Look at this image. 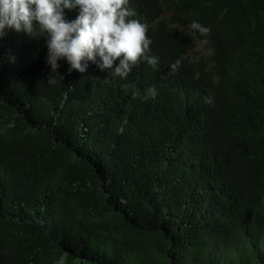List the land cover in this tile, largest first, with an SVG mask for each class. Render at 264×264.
Listing matches in <instances>:
<instances>
[{"label": "clouds", "instance_id": "clouds-1", "mask_svg": "<svg viewBox=\"0 0 264 264\" xmlns=\"http://www.w3.org/2000/svg\"><path fill=\"white\" fill-rule=\"evenodd\" d=\"M6 30L46 36L51 74L58 77L64 60L71 74L104 83L114 109L155 133L149 164L180 167L167 180V197L199 212L225 211L224 227L248 209L245 227H264V161L252 154L264 124V8L215 0H0V37ZM48 82L55 83L52 75ZM7 96L0 89V179L12 188L24 175L6 160L30 131L11 132ZM0 198L21 210L28 192L0 191Z\"/></svg>", "mask_w": 264, "mask_h": 264}, {"label": "trees", "instance_id": "trees-1", "mask_svg": "<svg viewBox=\"0 0 264 264\" xmlns=\"http://www.w3.org/2000/svg\"><path fill=\"white\" fill-rule=\"evenodd\" d=\"M215 1L264 8V0ZM45 37L11 30L0 37L10 130L30 131L6 160L24 178L12 188L0 179L3 196L28 192L21 210L0 198V264H264V227H245L248 209L224 227L225 211L199 212L167 197L180 167L149 164L155 133L114 109L104 83L71 74L64 60L58 77L51 74ZM259 130L252 154L264 161V124Z\"/></svg>", "mask_w": 264, "mask_h": 264}, {"label": "rangeland", "instance_id": "rangeland-1", "mask_svg": "<svg viewBox=\"0 0 264 264\" xmlns=\"http://www.w3.org/2000/svg\"><path fill=\"white\" fill-rule=\"evenodd\" d=\"M204 49H203V44L202 43H199L198 44V51L202 52Z\"/></svg>", "mask_w": 264, "mask_h": 264}]
</instances>
